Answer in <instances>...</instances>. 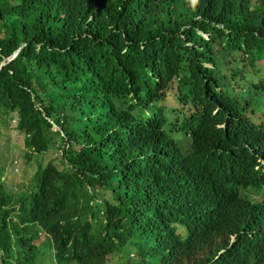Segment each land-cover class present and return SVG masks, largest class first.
<instances>
[{
  "label": "clouds",
  "instance_id": "obj_1",
  "mask_svg": "<svg viewBox=\"0 0 264 264\" xmlns=\"http://www.w3.org/2000/svg\"><path fill=\"white\" fill-rule=\"evenodd\" d=\"M177 1L200 18L206 9L219 7L220 0ZM153 2L54 0L66 12L63 24L73 29L77 41L62 52L79 55L104 32L120 33L125 39L124 15L146 12ZM17 52L4 57L0 67ZM32 71L34 65L28 66L26 72ZM236 77L237 103L204 74L194 80L148 65L133 78L104 85L107 89L115 84L117 92L126 93L117 104L107 105V131L100 143L107 145L106 159L123 176L121 182L129 183L128 202L135 207L131 228L117 236L104 228L107 219L100 215L84 220L71 216V195L45 204L37 214L15 205L3 212L7 219L2 224L20 231L16 256L26 252L28 264H132L128 260L138 257L146 264H264V184L257 189L245 185L247 178L264 182V155L258 144H251L257 135L264 136V60ZM46 86L25 85L33 98L50 93L48 86L43 91ZM14 160L9 169L0 166L3 202L5 191L16 194L31 186L16 192L8 188L5 177L24 168L23 164L19 171ZM112 241L128 247L120 255ZM105 245L113 248L107 256ZM7 247L0 233V263ZM39 248L45 249L42 263L34 258Z\"/></svg>",
  "mask_w": 264,
  "mask_h": 264
},
{
  "label": "trees",
  "instance_id": "obj_2",
  "mask_svg": "<svg viewBox=\"0 0 264 264\" xmlns=\"http://www.w3.org/2000/svg\"><path fill=\"white\" fill-rule=\"evenodd\" d=\"M53 1L0 0V64L18 50L0 67V124L11 125L16 117L14 128L23 135L22 174L35 157L52 152L46 163H37L28 190L5 191L4 202L0 199V233L8 242L0 264H28L26 252L16 256L20 231L2 224L7 219L3 212L11 206L37 214L45 204L71 195V216L84 220L100 215L107 219L104 228L117 236L131 228L135 207L128 202L129 183L121 182L123 176L106 159L107 145L100 143L107 131L103 130L107 105L117 104L126 93L117 92L115 84L107 89L104 85L133 78L148 65L194 80L204 74L237 103L236 76L264 60V3L258 0H220L219 7L206 9L200 18L177 0H154L146 12L124 15L125 39L120 33L104 32L79 55L62 52L74 48L77 41L73 29L63 24L66 12ZM33 65L34 71L27 73ZM33 84L47 85L51 91L33 98L25 87ZM254 143L264 155V136L257 135ZM130 184L138 190L134 181ZM263 184L250 178L245 182L254 189ZM112 242L120 255L128 247ZM112 251L104 246V256ZM135 251L143 252L141 247ZM44 254V248L34 250L36 263H42ZM128 261L146 264L139 257Z\"/></svg>",
  "mask_w": 264,
  "mask_h": 264
},
{
  "label": "rangeland",
  "instance_id": "obj_3",
  "mask_svg": "<svg viewBox=\"0 0 264 264\" xmlns=\"http://www.w3.org/2000/svg\"><path fill=\"white\" fill-rule=\"evenodd\" d=\"M15 124L16 117L11 121V125L2 126L0 124V166L5 164V168L9 169L11 168L9 162L15 159L16 163H14V160L13 164L17 166L20 171V167L23 165V158L21 157V153L24 149L23 135L14 128ZM51 156L52 152H47L42 156L38 155L35 157L32 161V165L25 168L26 171L23 175L21 174L23 170L15 174H8L5 177L8 188L12 192H16L21 189L23 185H27L35 172V168H37V163L41 161L44 164Z\"/></svg>",
  "mask_w": 264,
  "mask_h": 264
}]
</instances>
